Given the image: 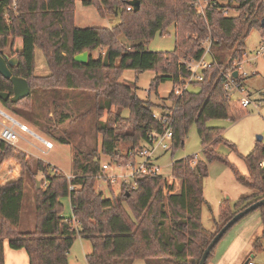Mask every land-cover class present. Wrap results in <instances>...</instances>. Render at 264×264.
I'll return each mask as SVG.
<instances>
[{"label":"trees","instance_id":"obj_1","mask_svg":"<svg viewBox=\"0 0 264 264\" xmlns=\"http://www.w3.org/2000/svg\"><path fill=\"white\" fill-rule=\"evenodd\" d=\"M131 1H82L84 5L95 6L101 16H119V22L109 27L78 25L77 0H0V51L9 46L13 55L12 39L22 40L19 64L12 71L25 77L31 86V94L17 102L0 101L22 116L25 109L32 107L34 88L93 92L98 100L105 101L101 109L119 110L115 121L121 124V131L108 123L98 126L103 135L100 153L112 161L122 165L136 162L133 151L152 142L150 133L163 132L166 127L173 131L172 149L178 148L184 144L193 124L198 127L204 158L189 155L177 159L168 176L135 174L131 182L122 183L117 193L108 182L114 194L110 198L96 189L102 171L96 150L85 153L83 159L75 157L73 174L67 175L41 159L31 163L13 144L0 140V170L12 159L23 166L19 179L0 186V264H4L6 239L12 248L26 249L30 264H70L69 253L78 237L91 242L89 264H133L137 259L147 264H199L221 227L237 212L264 198V167L260 165L264 145L258 140L255 148L242 156L248 167V174H242L217 151L222 142L236 149L225 139L224 129L208 125L210 119L237 121L249 113L240 97L226 91L225 71L244 58L246 39L254 27L264 37L261 24L264 0H236L237 5L232 4L234 0H229L228 5L209 0L205 13L198 10L199 0H139V9ZM230 7L239 14L228 15L226 10ZM172 26L176 44L173 51L145 48L158 33L164 35ZM120 35L133 43L128 45ZM207 39L211 41L212 59L211 65L203 69L204 79L193 80L177 94L176 86L191 76L186 62L203 57ZM37 47L47 59L48 75L35 73ZM100 48L109 49L108 65L104 64L102 54L92 55ZM86 50L90 52L89 61H76L75 55ZM125 70L155 71L150 90H158L163 82L172 81L173 89L168 97L171 104L161 108L150 98L138 96L131 85L120 81ZM236 78L239 82L245 79L241 75ZM0 91L13 94L12 82L1 73ZM124 108L130 110L129 116H123ZM156 109L161 110L157 117ZM56 139L68 143L62 137ZM120 140L130 142L126 152L119 149ZM213 160L230 165L236 179L254 191L242 196L233 207L224 201L214 229L209 230L203 224L204 179ZM39 172L43 174L41 187L37 184ZM179 180L181 186L177 189ZM29 181L35 187L32 202L35 225L24 230L21 224ZM70 185L75 188L70 189ZM65 197L70 198V215L63 214ZM259 208L263 209L264 224V205ZM216 246L206 264L214 257ZM254 246L262 249L261 237Z\"/></svg>","mask_w":264,"mask_h":264},{"label":"rangeland","instance_id":"obj_2","mask_svg":"<svg viewBox=\"0 0 264 264\" xmlns=\"http://www.w3.org/2000/svg\"><path fill=\"white\" fill-rule=\"evenodd\" d=\"M200 3L205 5L203 0H200ZM220 3L228 5L229 0H220ZM237 3L234 0L232 4L237 5ZM238 14L239 11L235 8H229L228 15ZM119 19V16L117 17V15L113 14L101 16L95 6L87 7L83 2L78 4L76 20L80 26L107 25L112 27L119 22ZM168 31L164 35L158 33L145 44V48L149 51H173L176 46L175 27H170ZM120 38L128 45L133 43V41L127 40L125 35H120ZM12 42L15 45L16 40L12 39ZM263 42L264 37H262L260 30L254 27L246 39V56L243 59V65L239 66L246 73L245 76L241 75L246 79L244 88L254 101L264 99V55L257 54V50ZM205 44L207 45V43ZM98 51L99 53L93 51L92 55L98 57L99 54H102L104 59L107 49L100 48ZM5 52L10 55L11 48L8 46ZM211 59V54L206 53L204 60L210 62ZM35 62V73L37 75H48L50 73L47 59L39 47L36 48ZM225 72L227 73L228 69ZM155 76L156 72L153 70L143 72L125 70L121 74L120 81L131 85L141 98H150L157 106L162 108L163 105L171 104V100L168 97L173 89V82L168 80L163 82L158 90H150L151 81ZM233 95L240 97L241 93L235 92ZM30 102L32 107L28 108L29 110L23 109L22 116L5 106L1 101L0 108L17 120L27 124L35 134L53 141V148L48 149L37 135L22 131L19 127H16L20 137L14 147L17 152L24 153L31 163L35 164L38 161L35 156H38L52 167H57L65 174L72 175L75 157L78 156L83 159L85 153L96 150V154L101 159V164L116 166L117 162L112 161L108 155L100 153L103 135L98 130V126L108 123L116 126L121 131V124L115 121L116 114L119 111L117 107H113L111 111L107 108L101 109V106H105V101L103 99L98 100L93 92L59 87L48 89L34 88ZM257 103L251 104L248 107L249 113L237 121L221 118H214L208 121L209 126L223 128L225 139L236 148L234 149L230 144L222 142L217 146L218 153L222 157L227 158L245 175L248 174V167L242 156L249 154L255 148L258 140L264 145V100L261 101L260 105H257ZM160 113V109L155 110V114L158 116L161 115ZM122 114L123 116H129L130 110L124 108ZM259 136L261 139H259ZM57 137L64 138L68 143L58 141ZM130 145V142L124 140H120L118 143V147L122 152H126ZM189 155L195 156L196 159L204 158L201 138L196 124L191 126L183 145L175 149H172V147L167 150L159 148L155 153L157 165L160 166V172L164 175L171 173L172 164L175 160ZM140 160L141 158L137 157V163ZM14 161L20 164V171L22 172L23 166L20 161L12 159L7 160L6 163ZM14 164L10 163L9 165ZM11 167L9 170L15 169V167ZM105 169L106 175L110 168ZM120 169L121 172L126 173L131 171L127 167H121ZM208 172L209 175L204 179L206 203L203 209V224L207 229L213 230L216 225L215 221L220 214L221 204L227 201L233 207L238 197L242 193L249 191V187L240 183L236 179L232 167L220 160L211 161L208 165ZM105 175L103 174L102 177L98 176L96 189L102 191L105 196L113 198L114 194L108 187ZM42 176L43 174L39 172L37 180L41 181L40 187L43 182ZM120 179L112 184L113 190H115L114 193L119 192L121 189L123 181ZM179 186H181V180L177 182V189ZM34 195L35 187L30 182L29 191L26 195L27 206L25 205L21 224V228L24 230L33 229L35 225L34 207H32ZM62 202L64 204L63 214H72L69 197L63 198ZM262 210V208H257L235 223L217 244L215 257L208 264H247L249 259L264 264ZM259 237H261L262 249H256L254 246L255 240ZM75 247L76 250L73 253L79 259H84L86 255L80 240L75 242ZM133 264H147V262L143 259H137ZM167 264L178 263L167 262Z\"/></svg>","mask_w":264,"mask_h":264},{"label":"built area","instance_id":"obj_3","mask_svg":"<svg viewBox=\"0 0 264 264\" xmlns=\"http://www.w3.org/2000/svg\"><path fill=\"white\" fill-rule=\"evenodd\" d=\"M203 1L205 5H201V3L198 5V10L200 13H205V8L209 3V0H203ZM15 5L16 2L14 1V7ZM129 9H131V7H129ZM226 13L228 14L227 10ZM205 43H207V45L205 44V53L203 57L199 60L191 59L189 62H186L188 64V67L191 69V76L186 79L185 83H182L180 86L179 85L176 86L175 92L177 94L180 93L183 88L188 87L193 80L198 81L204 79L205 76L203 73V69H206L211 65V61L206 62L204 60V56L206 53L211 54L210 39H207ZM257 54L264 55V42L260 45L259 49L257 50ZM245 56L246 53L244 55V58ZM243 59L236 60L234 62V66L228 69L227 73L225 72L226 91H228V93H230L231 95H233L235 92L241 93L240 96L241 102L245 107H249L251 104H256V102H258L257 105H260L262 99L259 101H254L251 95L248 94L246 89L244 88V80L242 82H239L235 76V72H238L239 73L238 75H242V76L246 75V73L240 69L241 65H243V61H244ZM154 116L157 117L158 115L154 114ZM16 127H19L22 131L35 134L27 124H24L23 122L17 120L15 117L9 115L7 112H5L0 108V140L14 145L20 137V134L16 130ZM149 136L152 141L151 143H147L144 144L143 146H139L133 151L136 158L137 157L141 158V160L138 163L137 161L134 163L130 162L127 165H122L117 163L115 167L111 163H110L111 165L104 163L102 164V171H101L102 173L99 174V176L102 177L103 174L105 175L106 172L105 168H110L109 172L104 176L107 178L105 180L106 182H111L112 184L116 183L119 178H121L120 180H122L123 182H131L135 174H154V175L161 174L163 176H168L160 172V166L157 165V157L155 156V153L159 148L163 150H167L171 148L173 143V131L170 127H166L163 132H152L149 134ZM38 137L42 140V142L45 144V146L48 149L53 148L54 146L53 142L49 141L44 137H40V136ZM260 165L264 167V159L261 161ZM121 167H127L131 169V171L128 173L121 172L120 169ZM135 186L136 185L134 184L133 187ZM74 188H75L74 185H70V189H74ZM247 264H260V263L252 259H249Z\"/></svg>","mask_w":264,"mask_h":264},{"label":"water","instance_id":"obj_4","mask_svg":"<svg viewBox=\"0 0 264 264\" xmlns=\"http://www.w3.org/2000/svg\"><path fill=\"white\" fill-rule=\"evenodd\" d=\"M131 5L135 9L140 8V1L139 0H132ZM262 26H264V18L262 19ZM22 40L18 39L15 44V54L9 55L5 52V50L0 51V73L7 79H9L13 84V94L11 95L10 92L7 91H0V100L6 101L11 99L14 102H17L31 94V86L28 80L25 77L18 76L13 74L12 68L16 67L19 64V53L22 52ZM90 58V52L88 50L83 51L75 55V59L81 63H87ZM104 64L108 65L109 63V49H107L105 56H104ZM238 75V72H235V76ZM259 139L261 137L259 136ZM40 180H37V184L40 187ZM264 205V198L260 199L243 210L237 212L226 224H224L221 229L216 233L213 237L209 245L203 252V255L199 261V264H206L208 257L214 247L219 243L225 233L240 219H242L245 215L249 214L251 211L261 207Z\"/></svg>","mask_w":264,"mask_h":264},{"label":"crops","instance_id":"obj_5","mask_svg":"<svg viewBox=\"0 0 264 264\" xmlns=\"http://www.w3.org/2000/svg\"><path fill=\"white\" fill-rule=\"evenodd\" d=\"M82 1L83 0H77L78 4H79V2L82 4ZM86 6L87 7H90L91 5H86ZM77 9H78V7H77ZM95 52L99 53L98 50H96ZM245 82H246V79L244 80V85H245ZM261 93H263V92L261 91ZM262 100H264V99L262 98ZM46 139H48V138H46ZM48 140L51 141L50 139H48ZM51 142H53V141H51ZM35 157H37L38 159L43 160L42 158H40L38 156H35ZM10 163H13V164L15 163V164L14 165H9ZM10 167L11 168L15 167V169L9 170ZM22 174H23V171L22 172L20 171V164L19 163H17L16 161H14V162H7V163L5 162L4 165H3V167L0 170V186L6 184L7 182H10V181H14V180L19 179L22 176ZM253 191L254 190L249 187V191H247L245 193H242L238 197L237 200H239L244 195H249V194L253 193ZM70 204H71V202H70ZM263 226H264V224H263ZM79 240L82 242V245L84 247V253L86 255L84 259L83 258L82 259H79V257L76 254L73 253V251L76 250L75 249L76 248L75 247V242H77ZM75 242H74V244H73V246L71 248V251L69 253V262H70V264H89L88 261H87V254L90 253L91 250H92L91 242L89 240L83 239L81 237H78ZM214 257H215V255H214ZM4 264H30L29 254L26 251V249H23V248H21V249H14V248H12L9 245V241L6 239L4 241Z\"/></svg>","mask_w":264,"mask_h":264},{"label":"flooded vegetation","instance_id":"obj_6","mask_svg":"<svg viewBox=\"0 0 264 264\" xmlns=\"http://www.w3.org/2000/svg\"><path fill=\"white\" fill-rule=\"evenodd\" d=\"M14 55V54H13ZM12 56V55H11Z\"/></svg>","mask_w":264,"mask_h":264}]
</instances>
